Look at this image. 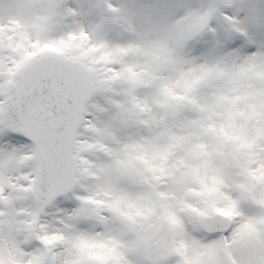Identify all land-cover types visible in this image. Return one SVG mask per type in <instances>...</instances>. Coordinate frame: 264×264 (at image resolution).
I'll return each instance as SVG.
<instances>
[{"label":"snow or ice","instance_id":"1","mask_svg":"<svg viewBox=\"0 0 264 264\" xmlns=\"http://www.w3.org/2000/svg\"><path fill=\"white\" fill-rule=\"evenodd\" d=\"M0 264H264V0H0Z\"/></svg>","mask_w":264,"mask_h":264}]
</instances>
